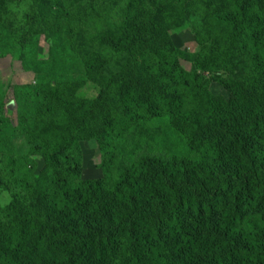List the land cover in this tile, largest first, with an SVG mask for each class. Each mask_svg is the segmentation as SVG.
I'll return each instance as SVG.
<instances>
[{
  "label": "trees",
  "instance_id": "trees-1",
  "mask_svg": "<svg viewBox=\"0 0 264 264\" xmlns=\"http://www.w3.org/2000/svg\"><path fill=\"white\" fill-rule=\"evenodd\" d=\"M12 1L0 0V57L14 55L37 80L13 90L16 126L0 130V169L19 189L0 208V264H264V0H166L159 11L136 0H26L16 32ZM113 9L125 30L97 46L95 22ZM167 11L192 28L197 53L173 48L156 24L167 27ZM138 16L143 29L124 26ZM86 138L104 155L100 181L82 180ZM232 139L240 174L217 164ZM197 175L217 181L224 208L187 228L176 223L179 191ZM167 236L180 246L173 254L160 250Z\"/></svg>",
  "mask_w": 264,
  "mask_h": 264
},
{
  "label": "rangeland",
  "instance_id": "rangeland-1",
  "mask_svg": "<svg viewBox=\"0 0 264 264\" xmlns=\"http://www.w3.org/2000/svg\"><path fill=\"white\" fill-rule=\"evenodd\" d=\"M128 0H125L127 7ZM166 0H136V4L139 8H143L145 5L151 10H161ZM238 1V0H234ZM48 4V0H46ZM10 10L6 20L13 25V30L16 32L23 26L24 15L28 12L29 3L26 0H13L9 4ZM98 8V7H97ZM169 15V23L167 27L159 26L161 29L166 30V34L169 37L173 48L186 54H194L198 52L197 45L195 43L193 30L189 25L180 24V16L178 11H175V17H170L172 13L170 11L165 12ZM120 13L117 11L112 12V18L105 19L102 17L97 18L95 22L96 40L97 46H100L102 40H112L118 30L121 29V22L118 16ZM168 18V17H167ZM127 28L137 27L138 29L144 28V17L138 16L134 20L130 21V24L124 25ZM103 46V45H102ZM104 50L108 53H112L111 49L107 46H103ZM48 46L44 39L40 42V54L43 59L47 58ZM185 70H189L190 66L185 62H182ZM206 79H212L208 74L203 75ZM37 76L34 72H27L24 70L20 60L14 55L0 57V130L5 132H12L13 127L16 126L15 114V102L13 100V90L18 86H24L28 84L35 85ZM210 92L216 98H223L227 101L230 99V93L217 84H212ZM12 111V113H11ZM103 117L100 116L95 124L90 126V129L96 131L101 128L103 123ZM12 124L13 126H11ZM226 134V133H224ZM215 135H222L220 132H216ZM16 146L18 147V154L27 152V147L24 140L19 136H16ZM80 148L82 150V169L81 176L84 182L87 181H100L103 179L101 172V165L104 161V155L101 154L98 144L90 138H86L80 142ZM35 166H32L33 171L37 177H39L42 171L45 169L43 159L35 157ZM218 165H229L232 169H236L240 174L245 170L244 161L239 156V151L235 147L234 139L226 142L221 146V158L217 162ZM1 155H0V168H1ZM202 180L197 175L195 179H192L188 187L183 188L179 192H183L184 197L180 202V206L177 207V214L175 216L177 225L183 227L197 228L199 225H205L212 221L220 213V209H223V202L217 197V188L215 184L216 180L203 176ZM15 181L11 176L6 177L3 171L0 169V208H6L8 205L13 204L14 194L19 189L15 185ZM209 181L212 185L207 182ZM255 205L251 203L249 208V216H254ZM260 214V213H259ZM258 214V215H259ZM258 218V217H256ZM162 253L173 254V250H177L180 246L172 237L167 236L163 239V242L159 245ZM124 249V243L119 240L112 249L113 255L117 258L120 257V252ZM180 260L187 259V255ZM178 263V262H177Z\"/></svg>",
  "mask_w": 264,
  "mask_h": 264
}]
</instances>
